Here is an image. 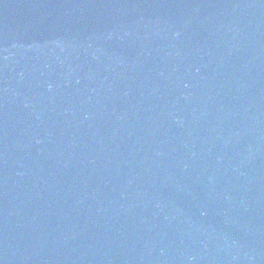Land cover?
I'll use <instances>...</instances> for the list:
<instances>
[{
    "label": "water",
    "instance_id": "water-1",
    "mask_svg": "<svg viewBox=\"0 0 264 264\" xmlns=\"http://www.w3.org/2000/svg\"><path fill=\"white\" fill-rule=\"evenodd\" d=\"M0 264H264V0H0Z\"/></svg>",
    "mask_w": 264,
    "mask_h": 264
}]
</instances>
